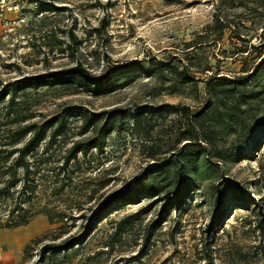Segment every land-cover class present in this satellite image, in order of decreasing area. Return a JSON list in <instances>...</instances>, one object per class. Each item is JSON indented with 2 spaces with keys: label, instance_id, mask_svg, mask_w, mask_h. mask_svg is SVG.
Wrapping results in <instances>:
<instances>
[{
  "label": "rangeland",
  "instance_id": "rangeland-1",
  "mask_svg": "<svg viewBox=\"0 0 264 264\" xmlns=\"http://www.w3.org/2000/svg\"><path fill=\"white\" fill-rule=\"evenodd\" d=\"M54 2L61 10L42 20L33 0H0V87L22 77L67 70L77 61L95 74L109 64L134 60L139 61L137 68L124 82L117 80L97 94L82 88L77 78L17 90L11 106L7 97L0 102V147H6L7 129L42 125L69 105L105 117L104 111L114 107L169 103L188 107L193 123L166 111L149 119L155 129L147 142L134 133L129 119L126 130L105 137L101 153H78L66 167L62 162L67 149L89 134L80 132L82 118L67 116L53 140L56 122L45 128L28 160L38 167L36 177H52V171L64 180L72 177L50 205L68 216H85L70 226V219L49 223L39 214L24 226L0 229V264H264V228L258 224H264V65L254 70V80L250 74L264 54L250 46L248 53L238 52L245 44L242 39L250 38L256 46L264 38L259 28L264 10L257 11L264 0ZM215 15L231 21L220 39ZM70 28L78 37L74 54L62 49ZM51 43L55 47L49 50ZM219 76L226 80L217 81ZM187 129L193 134L197 130L199 154L196 161H183L181 201L161 217L146 244L143 236L159 219L161 202L141 195L136 204L113 206L77 248L38 256L41 245L79 233L80 223L103 196L144 173L151 144L158 163L173 160L183 144L180 134ZM207 158L212 169L201 166ZM196 162L199 175L191 171ZM176 167L170 166L168 177L156 171L150 179L170 189ZM225 177L239 183L245 196L233 194L223 184ZM217 187L223 215L208 230ZM44 200L39 197L33 207H41Z\"/></svg>",
  "mask_w": 264,
  "mask_h": 264
},
{
  "label": "trees",
  "instance_id": "trees-1",
  "mask_svg": "<svg viewBox=\"0 0 264 264\" xmlns=\"http://www.w3.org/2000/svg\"><path fill=\"white\" fill-rule=\"evenodd\" d=\"M33 2H35V14L39 16V19L42 18V20L47 17L48 14H55L62 8L61 6L56 5L54 0H33ZM262 8H264L263 4L259 7L261 11H257L263 13L264 9ZM230 22L231 21H223L220 16L215 15L213 26L218 30L217 39H220L224 30L231 26ZM259 28L261 29L260 35H263V23ZM95 31L100 32V29H96ZM67 37V43H65V47L62 49L68 50L71 54H74L73 52L78 50V37L72 28L68 29ZM242 40L245 44L238 52L248 53L247 48L250 46L253 49L260 50L258 52L260 56L264 54V38H261L256 46L253 43H250V38ZM201 42L206 41H198L197 44H201ZM54 47L55 44L51 43L48 45L49 50H52ZM59 49H61V47H59ZM138 62L139 61L134 60L121 64H109L102 74H95L89 71L81 61H77L74 66L67 70L50 71L42 75L22 77L13 82L3 84L0 87V102L7 97V104L11 106L14 102L15 92L17 90L54 82L64 83L74 78L79 80L78 82L82 88L97 94L116 84L117 80L124 82L126 80V74L135 70ZM263 65L264 57L258 64H256L252 73H250L252 74L251 80L256 78L254 70ZM217 78V81L219 82L226 80L223 79L222 76ZM210 87L211 86H209V88ZM231 88L232 90L236 89V87L233 86ZM166 111L179 113L188 123L191 120L193 123L192 117L194 115L190 112L188 107L169 103L159 105L134 104L127 108L114 107L104 111L106 114L105 117H101L103 113H92L87 115L74 105H69L62 110L63 113H60L56 119H49L42 125L33 122L19 125L16 129H7L4 142V146L6 147H0V229H13L24 226L39 214L46 215L49 223H54L60 220L67 221L70 219V226H75L76 222L73 221L85 216V214L68 216L65 211L54 210L50 205V201L60 195L64 186L70 184L72 177H67L64 180L63 177H56L58 172H53L52 170V177H47L48 175H45L46 177H36L39 173L38 167L34 162L30 163L28 160V155L36 148L45 132V128L50 127L56 122L55 128L50 134V139L53 140L63 131L64 119L67 116L76 115L82 118L83 123L81 124L80 132L81 134L89 132V134L73 141L67 149L62 162V167H66L71 160L77 158L78 153L85 155L91 149H95L101 153L103 151L105 137L111 132L126 130L127 128L124 123L129 119L132 121L133 130L137 136L143 138V140L147 142L152 141V134L155 125L152 124V121L149 119H153L154 117L160 118ZM198 114L199 113L195 115V118ZM146 118L148 119L147 122ZM183 132L184 133L180 134V139L183 144H181L175 151L173 160L166 159L158 163L156 160V149L153 152V146L151 144L146 152V157L149 158V162L145 166L144 173L135 177L136 179L130 180L121 190L103 196L97 203L96 209L86 217L85 223H80L83 226L81 225L82 229L79 233L76 235H69L67 238L58 242H48L41 245L38 250V256L41 257L45 253H65L73 248H77L81 241L88 237L94 223L106 214L113 206L121 203L136 204L139 202L141 195L155 198L154 200L161 202L159 205V219L151 222V225L147 227L148 229L143 236V243L146 244L150 239L153 228L161 221V217H163L167 211L177 206L181 201L183 192L182 179L186 166V164L184 166L183 161H196L194 158L199 154L200 139L197 130L195 129L194 134L189 132V129ZM173 164L177 166L175 172L176 180L170 189H166V186H159L150 179L156 171L160 174H164L163 176L168 177L170 166ZM212 164L213 163L207 158L204 159L201 166L205 169H212ZM191 171L195 174H200L198 162L192 165ZM223 184L231 187V192L233 194L241 197L245 196V190L239 183L225 177ZM216 190H218V192L217 198L214 201V215L208 224V230L212 229L218 222L219 218L223 215V197L220 195L221 188L217 187ZM39 197H45V200L41 207L34 208L35 200ZM258 224L261 229L264 228V224L260 220ZM37 242L38 241H35V243Z\"/></svg>",
  "mask_w": 264,
  "mask_h": 264
}]
</instances>
